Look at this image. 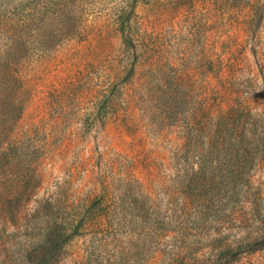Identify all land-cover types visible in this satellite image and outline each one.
<instances>
[{
    "label": "trees",
    "instance_id": "obj_1",
    "mask_svg": "<svg viewBox=\"0 0 264 264\" xmlns=\"http://www.w3.org/2000/svg\"><path fill=\"white\" fill-rule=\"evenodd\" d=\"M74 1L62 5L63 18L75 17ZM181 1H173L180 12L184 8ZM228 1L229 11L241 19L237 26L249 28L252 0ZM124 4L111 24L121 37L119 63L97 98L99 109L119 103L125 114L122 118L101 116L98 109L89 115L93 121L113 119L139 135L134 153L125 157L120 168L118 197L102 192L35 201L47 157L36 144L27 145L26 135L19 132L26 91L16 62L9 61L6 51L0 52V264H57L59 250L72 238H84L89 250L85 264H198L193 242L197 188L206 198L202 217L216 218L221 210L220 206L216 212L211 209L212 197H227L228 203L237 205L242 191L248 190L257 162L264 158V125L257 131L254 123L247 130L250 110L230 86L239 58L228 49L214 55L212 81L201 86L199 108L190 112L193 122L198 116L204 120L208 132L195 137V130L187 132L185 158L191 168L186 170L184 184L180 117L186 95L179 88L182 75L174 70L172 84L168 81L164 42L151 43L132 27L136 3L126 0ZM188 8L194 10L195 5ZM148 138L153 140L150 151L145 144ZM196 144L201 146L199 156ZM196 158L198 172L192 168ZM183 195L187 206L181 202ZM262 245L254 244L255 248ZM109 247L119 250L113 259L106 256ZM226 251L235 257L232 250Z\"/></svg>",
    "mask_w": 264,
    "mask_h": 264
},
{
    "label": "rangeland",
    "instance_id": "obj_2",
    "mask_svg": "<svg viewBox=\"0 0 264 264\" xmlns=\"http://www.w3.org/2000/svg\"><path fill=\"white\" fill-rule=\"evenodd\" d=\"M125 1L75 0L71 6L75 17L65 19L60 13L68 0H0V52L6 51L9 61L16 62L26 91L19 132L26 135L27 145L36 144L47 157L35 201L102 192L114 197L121 194L119 171L125 157L134 153L139 135L113 119L93 121L89 115L101 108L99 90L110 81L108 76L119 63L121 37L111 24ZM134 1L132 27L151 43L164 42L169 62L166 76L171 84L174 70L182 75L179 88L186 101L180 117V156L185 184L191 168L185 158L187 132L195 130L194 137L208 132L204 120L198 116L196 126L190 112L199 108L201 86L212 81L214 55L228 49L235 52L239 61L235 67L233 58L236 75L230 86L250 110L247 130L254 123L257 131L264 125V0L251 1L254 13L249 28L237 26L241 19L229 11L228 0H183L182 12L174 0ZM118 104L99 109L101 116L107 113L122 118L124 106ZM202 142L204 151L207 142ZM145 144L150 151L153 140L148 138ZM196 148L199 156L201 146L196 144ZM197 158L194 172L199 171ZM244 191L235 206L227 197L213 196L211 209L216 212L220 206L221 212L206 220L202 217L206 198L197 188L193 242L198 264H264V236L260 235L264 232V158L257 162ZM181 202L188 205L185 195ZM261 242L263 245L255 248L254 244ZM228 248L235 257H230ZM118 251L109 247L107 258H115ZM88 252L84 238H72L59 250L57 264H85Z\"/></svg>",
    "mask_w": 264,
    "mask_h": 264
}]
</instances>
